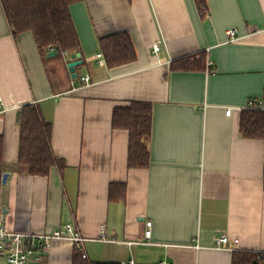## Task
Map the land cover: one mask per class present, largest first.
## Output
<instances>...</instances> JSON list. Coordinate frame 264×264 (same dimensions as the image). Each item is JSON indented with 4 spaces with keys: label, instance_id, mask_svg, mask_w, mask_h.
<instances>
[{
    "label": "crops",
    "instance_id": "obj_1",
    "mask_svg": "<svg viewBox=\"0 0 264 264\" xmlns=\"http://www.w3.org/2000/svg\"><path fill=\"white\" fill-rule=\"evenodd\" d=\"M68 2L83 59L77 78L71 55L43 56L31 31L13 35L0 3V222L33 233L71 224L100 262L231 264L233 250L215 247L224 234L238 250L264 252V140L240 131L241 111L264 94V0H206V18L195 0ZM121 31L137 59L110 68L99 39ZM201 53L203 70H171ZM132 100L153 105L147 168L128 167L129 133L112 126L114 108ZM29 103L52 123L63 170L31 175L18 164V115ZM113 182L127 185L124 200H109ZM74 250L54 240L35 262L72 264Z\"/></svg>",
    "mask_w": 264,
    "mask_h": 264
},
{
    "label": "trees",
    "instance_id": "obj_2",
    "mask_svg": "<svg viewBox=\"0 0 264 264\" xmlns=\"http://www.w3.org/2000/svg\"><path fill=\"white\" fill-rule=\"evenodd\" d=\"M202 18L208 15L206 0H195ZM13 35L31 31L41 55L51 48L68 55L81 51L68 0H0ZM99 48L108 67L133 62L137 52L128 31L116 32L99 39ZM186 56L171 61V70H203L205 56ZM264 98V94H263ZM20 123L18 164L31 175L46 176L53 166L61 170L66 166L52 148V123L47 121L38 105L25 104L19 110ZM153 105L150 101L132 100L128 105L114 108L112 126L129 133L128 167L147 168L151 163L149 140L152 133ZM240 131L247 138L264 140V108H246L241 111ZM3 162V136L0 135V164ZM264 187V176H263ZM127 185L113 182L109 187V200L122 201ZM260 255H263L260 258ZM72 264H122L100 262L83 257L76 247ZM231 264H264V252L232 251Z\"/></svg>",
    "mask_w": 264,
    "mask_h": 264
},
{
    "label": "built area",
    "instance_id": "obj_3",
    "mask_svg": "<svg viewBox=\"0 0 264 264\" xmlns=\"http://www.w3.org/2000/svg\"><path fill=\"white\" fill-rule=\"evenodd\" d=\"M236 30L230 29L228 35L230 38L236 39ZM53 48H51L52 50ZM160 50L159 41L153 44V51L158 52ZM100 61H104L101 53L97 54ZM210 64V63H209ZM81 81L84 83L90 82V75L85 74L81 77ZM1 99V93H0ZM247 108H264V98L257 100H250L247 104ZM232 107L226 109V114L232 113ZM152 221L147 222V226L150 227ZM146 236L151 235V229L147 228L145 232ZM54 240H70L75 244V247L82 252L83 257H86L84 252V241L87 238L83 237L81 233L73 226L68 225L65 228L54 229L47 233H33L29 231H11L0 222V255L4 259V264H36L35 261L41 259V255L48 251ZM239 244V239L235 238L234 243L231 244V238L224 234L215 240V247L219 249L235 250ZM263 255H260L262 258ZM122 264H137L133 260L124 262Z\"/></svg>",
    "mask_w": 264,
    "mask_h": 264
},
{
    "label": "water",
    "instance_id": "obj_4",
    "mask_svg": "<svg viewBox=\"0 0 264 264\" xmlns=\"http://www.w3.org/2000/svg\"><path fill=\"white\" fill-rule=\"evenodd\" d=\"M58 53H59V50L57 48L52 49L47 53V56H54V55H57ZM81 56H82L81 52L71 54V61L68 62L67 66L69 68L72 78L78 77L77 67L83 64V59L81 58ZM7 177H8V173H4L3 182L6 181Z\"/></svg>",
    "mask_w": 264,
    "mask_h": 264
},
{
    "label": "rangeland",
    "instance_id": "obj_5",
    "mask_svg": "<svg viewBox=\"0 0 264 264\" xmlns=\"http://www.w3.org/2000/svg\"><path fill=\"white\" fill-rule=\"evenodd\" d=\"M68 64V63H67ZM67 68H68V66H67ZM69 69V68H68ZM76 80V79H75Z\"/></svg>",
    "mask_w": 264,
    "mask_h": 264
}]
</instances>
